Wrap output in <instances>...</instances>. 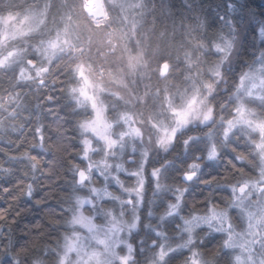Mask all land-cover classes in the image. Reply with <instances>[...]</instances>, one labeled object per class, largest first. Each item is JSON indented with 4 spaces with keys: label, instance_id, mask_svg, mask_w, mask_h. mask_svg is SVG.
<instances>
[{
    "label": "clouds",
    "instance_id": "1",
    "mask_svg": "<svg viewBox=\"0 0 264 264\" xmlns=\"http://www.w3.org/2000/svg\"><path fill=\"white\" fill-rule=\"evenodd\" d=\"M0 264H264V0H0Z\"/></svg>",
    "mask_w": 264,
    "mask_h": 264
}]
</instances>
